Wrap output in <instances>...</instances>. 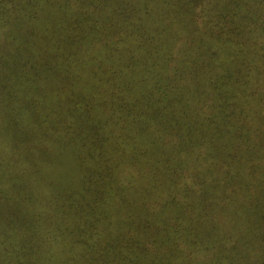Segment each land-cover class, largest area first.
I'll return each instance as SVG.
<instances>
[{"label": "trees", "instance_id": "obj_1", "mask_svg": "<svg viewBox=\"0 0 264 264\" xmlns=\"http://www.w3.org/2000/svg\"><path fill=\"white\" fill-rule=\"evenodd\" d=\"M262 187L264 0H0V264H249Z\"/></svg>", "mask_w": 264, "mask_h": 264}, {"label": "rangeland", "instance_id": "obj_2", "mask_svg": "<svg viewBox=\"0 0 264 264\" xmlns=\"http://www.w3.org/2000/svg\"><path fill=\"white\" fill-rule=\"evenodd\" d=\"M262 194H258L255 190L252 191L249 195V264H259L257 262V254L255 252V247L252 244L253 234H252V224L258 225L262 223V220L264 218V211L261 209H256L254 207V203H263L264 202V187H262ZM1 207V202H0ZM254 212V213H253ZM1 218V217H0ZM2 231V228L0 227V232ZM14 235H20L17 233H12V236ZM262 245V256H264V238L261 239Z\"/></svg>", "mask_w": 264, "mask_h": 264}]
</instances>
